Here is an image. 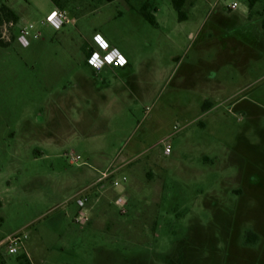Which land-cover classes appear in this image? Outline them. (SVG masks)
Masks as SVG:
<instances>
[{"label": "rangeland", "instance_id": "1", "mask_svg": "<svg viewBox=\"0 0 264 264\" xmlns=\"http://www.w3.org/2000/svg\"><path fill=\"white\" fill-rule=\"evenodd\" d=\"M5 1L0 242L26 233L31 264H264V32H242L264 2L187 0L179 21L170 0H56V29L52 0ZM96 36L127 66L93 71ZM120 162L127 204L90 188L76 223L74 196Z\"/></svg>", "mask_w": 264, "mask_h": 264}, {"label": "built area", "instance_id": "2", "mask_svg": "<svg viewBox=\"0 0 264 264\" xmlns=\"http://www.w3.org/2000/svg\"><path fill=\"white\" fill-rule=\"evenodd\" d=\"M237 4L234 2L229 8L231 10L236 9ZM47 22L51 24L54 28L59 29L64 24L68 23L69 20L66 17V14L64 11H61L59 9H55L48 17ZM11 26V25H10ZM33 28L32 24H28V26H24L20 30V36L18 37L19 42L22 45H27V36L30 35L29 30ZM37 37L36 35H34ZM95 42L98 46V49L100 50V53L93 50V52L90 54V56L87 59V64L90 66V68L98 72L103 67H110V68H123L127 65L126 59L119 54V52L115 49H110L107 43L99 36L95 37ZM168 151V148L166 149ZM79 156L71 157L70 163L74 164L79 161ZM116 168H109L105 172L101 173L99 181L106 180L110 177H112L116 173ZM126 178L122 177V181L125 182ZM113 185L120 190L119 195V202L125 206L128 202L127 196L124 194L122 184L115 180L113 181ZM87 202V198L81 194V196L76 195L75 196V203L78 207V213L75 217V222L81 225L86 224L87 222V216L84 210L85 204ZM124 212V211H123ZM27 240L26 233H15L10 236H8L5 240V245L7 247L8 254L10 255H17L21 252H25V242Z\"/></svg>", "mask_w": 264, "mask_h": 264}, {"label": "trees", "instance_id": "3", "mask_svg": "<svg viewBox=\"0 0 264 264\" xmlns=\"http://www.w3.org/2000/svg\"><path fill=\"white\" fill-rule=\"evenodd\" d=\"M55 4V6L60 10L63 8H60L57 6L56 0H52ZM106 2H112L114 0H105ZM264 0H249V6L252 7L254 4H256L257 2H260ZM171 5L173 7V9L175 10V12L177 13L178 16V20L179 21H184L187 17H186V13L184 11V8L186 6V2L187 0H170ZM150 10V6H148L147 3L143 4L139 10V14L152 26H157L155 17L153 15L154 10H151V12H149ZM20 22V18L19 16L12 11L6 4L5 0H0V46L1 47H7L9 45L10 42H12L13 40H15V32H14V28L17 26V24H19ZM11 25V26H10ZM9 31L11 33H9ZM6 33L8 34V36H6ZM18 38V37H17ZM93 52V48H88L86 55H87V59L90 56V54ZM127 66V65H126ZM206 103L204 105H202V109L205 111L207 109ZM257 241V236L252 234V233H248L246 235V243H255ZM16 257V263L17 264H31L28 256L25 254V252H21L17 255H15ZM4 260L2 259V256L0 255V264H3Z\"/></svg>", "mask_w": 264, "mask_h": 264}, {"label": "crops", "instance_id": "4", "mask_svg": "<svg viewBox=\"0 0 264 264\" xmlns=\"http://www.w3.org/2000/svg\"><path fill=\"white\" fill-rule=\"evenodd\" d=\"M230 9V8H229ZM231 10V9H230ZM264 14V13H263ZM244 19V21H245V28H243L244 30L242 31V32H245V33H249L250 31H254V32H256V33H263L264 32V15H258L257 17H252L251 15L250 16H248V17H245V18H243ZM239 23H240V20H239V22H236L235 24L238 26L239 25ZM248 26V27H247ZM251 27H254V29L252 28V29H250ZM255 34V33H254ZM256 35V34H255ZM131 164L130 163H128V162H120V163H118V165L117 166H115V168L117 169V171H116V173L118 172V171H120L121 169H123L124 167H126V166H130ZM103 173V172H102ZM151 175V171H147V173H146V176H150ZM113 176L112 177H110V178H108V179H106V180H103V181H99V179H100V177L98 176L96 179H95V181L91 184V185H89L87 188H85V189H83V190H80L76 195H79V196H81V194L82 195H84L86 198H87V202L86 203H88V195L86 194V192L87 191H89V189L90 188H92V189H94L95 190V192L97 193V195H99V196H102V194L104 193V191L107 189V187H108V184L109 183H113L112 181H113ZM123 191H124V189H123ZM119 193H120V190H119ZM125 194V193H124ZM75 195V196H76ZM120 195V194H119ZM126 195V194H125ZM74 196V197H75ZM127 196V195H126ZM127 198H128V201H129V197L127 196ZM118 201H119V196H118ZM98 202V200L96 199V201H95V203H97ZM76 204V203H75ZM86 205V204H85ZM77 206V205H76ZM91 208H92V206H91ZM78 212V211H77ZM102 212V211H101ZM104 212H107V210H104ZM7 238V237H6ZM5 240L6 239H4V241L2 242V243H4L5 242ZM0 242V243H1Z\"/></svg>", "mask_w": 264, "mask_h": 264}]
</instances>
